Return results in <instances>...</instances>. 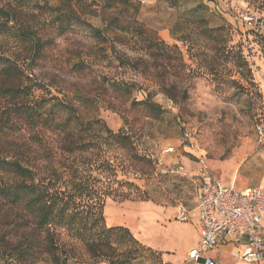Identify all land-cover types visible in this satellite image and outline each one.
Instances as JSON below:
<instances>
[{"label":"rangeland","instance_id":"1","mask_svg":"<svg viewBox=\"0 0 264 264\" xmlns=\"http://www.w3.org/2000/svg\"><path fill=\"white\" fill-rule=\"evenodd\" d=\"M14 1L0 0V7ZM197 1L171 6L165 0H130L102 10L96 5L101 3L82 0L87 7L73 3L68 11L70 0H25L20 18L40 39L37 55L29 48L15 49L24 59L26 74L41 87L35 96H64L82 121L101 119L113 132L123 129L132 137L134 149H112L104 155L106 164L91 172L104 199L106 226L127 227L153 251L139 250L132 264H182L193 242L192 188L169 167L195 169L200 156L223 180L230 178L221 166L232 174L237 171L239 187L241 174L243 181L250 178L252 186L264 188V143L256 135V126L264 123V0H204L216 12L193 13ZM221 16L232 26L230 44L240 47L250 69L245 79L232 72L236 83L225 80L229 67L223 56L214 54L205 32V27L221 25ZM132 26L141 37L131 38ZM183 31L196 41L192 54L188 43L178 40ZM150 33L170 47L176 45L182 59L176 50L159 44L148 48L143 37ZM9 42L0 36V47L7 49ZM164 79L175 85L178 95L186 90V98L174 101L166 96L160 86ZM147 94L158 108L137 103ZM93 127L89 132L95 135L96 124ZM184 130L194 133V154L182 139ZM44 136L55 139L50 131ZM167 146L175 151L163 153ZM137 155L149 161L141 162ZM116 180L131 181L133 187L116 193ZM181 205L191 211L187 222L176 218ZM3 213L0 209V229L7 221ZM57 242L59 264H110L91 258L65 231ZM4 249L0 239V251ZM0 264L55 263L43 255L22 263L0 258Z\"/></svg>","mask_w":264,"mask_h":264},{"label":"trees","instance_id":"2","mask_svg":"<svg viewBox=\"0 0 264 264\" xmlns=\"http://www.w3.org/2000/svg\"><path fill=\"white\" fill-rule=\"evenodd\" d=\"M165 1L176 6L181 0ZM24 2L17 0L0 7V36L10 41L7 49L0 47V209L7 219L0 229V239L5 243L0 258L22 263L46 255L59 264L57 240L60 232L65 231L82 243L86 253L95 260L132 264L139 250L153 251L140 244L127 227L106 226L102 214L104 199L97 193L91 177L93 169H101L106 164L104 155L112 149H134L132 137L123 129L113 132L101 119L82 121L76 107L64 96H35L41 87L26 74L24 59L15 53V49L24 47L37 55L41 46L33 27L20 21ZM70 2L68 11L73 10V3L78 8L87 7L82 0ZM94 2L101 3L96 5L103 10L117 4L127 5L130 0ZM198 11L216 12L204 0H198L192 9L193 13ZM197 18L206 22L204 17ZM220 18L221 25L205 27V32L213 42L214 54L223 56L229 67L225 80L236 83L231 73L245 79L250 69L240 47L230 44L232 26ZM131 28V38L141 37L142 33ZM143 40L148 42V48L159 44L166 50H176L182 59L176 45H166L154 33ZM178 40L188 43L190 53L196 44L190 32H181ZM160 86L174 101L178 96L182 99L187 96L186 90L178 95L175 85L165 83V79ZM137 103L147 109L158 108L149 94ZM93 124L97 126L95 135L89 132ZM45 131L53 132L55 139H45ZM135 158L149 161L141 155ZM116 184V193L121 187L129 190L133 187L128 180H116ZM20 229L23 231L19 233L20 238L12 239V234L16 235Z\"/></svg>","mask_w":264,"mask_h":264},{"label":"built area","instance_id":"3","mask_svg":"<svg viewBox=\"0 0 264 264\" xmlns=\"http://www.w3.org/2000/svg\"><path fill=\"white\" fill-rule=\"evenodd\" d=\"M258 142L264 139V123L256 126ZM182 139L189 153L194 154L195 138L184 130ZM167 146L163 153H172ZM168 171L186 178L192 188L196 212L198 243L189 248L182 264H216L210 253L220 243L232 248L230 255L242 262L264 264V237L259 233L264 215V192L260 186L239 187L235 180L223 181L204 159L197 156L196 168L187 171L184 165L169 167ZM191 211L179 206L176 218L187 222Z\"/></svg>","mask_w":264,"mask_h":264},{"label":"crops","instance_id":"4","mask_svg":"<svg viewBox=\"0 0 264 264\" xmlns=\"http://www.w3.org/2000/svg\"><path fill=\"white\" fill-rule=\"evenodd\" d=\"M261 143H264V139ZM221 170H224L225 173L228 174L229 178L228 180H223L221 178V176L218 174L219 178L223 181H231V180H236V174L237 171H234L233 174L232 172L228 169L225 168L224 166H221ZM240 175V181L242 182L241 187L245 188V187H251V180L250 178H247L246 180L243 181V177L241 174ZM248 183V184H247ZM247 185V186H245ZM257 186V185H256ZM264 192V188L262 186H260ZM194 215V227L191 228L192 230V234H193V242L190 244V248L195 246L198 241H199V233H198V229L196 226V212H193ZM259 233L264 237V215H263V219L261 222V226L259 229ZM231 246L226 244V243H220V245L210 253V256L213 258V260L215 261L216 264H251V263H246V262H242V261H238L236 259H234L231 255H230V250H231ZM186 254V253H185ZM166 262H168L167 260H164ZM177 264V263H174ZM178 264H180L178 262ZM259 264H263V263H259Z\"/></svg>","mask_w":264,"mask_h":264}]
</instances>
